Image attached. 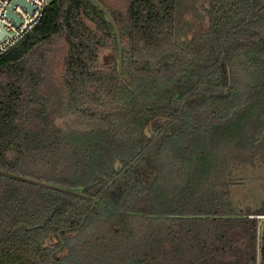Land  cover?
<instances>
[{"label":"trees","instance_id":"16d2710c","mask_svg":"<svg viewBox=\"0 0 264 264\" xmlns=\"http://www.w3.org/2000/svg\"><path fill=\"white\" fill-rule=\"evenodd\" d=\"M96 1L119 74L85 0L0 55V171L46 185L0 175V264H264L224 181L264 161V0H203L183 42L176 0Z\"/></svg>","mask_w":264,"mask_h":264},{"label":"rangeland","instance_id":"374dc122","mask_svg":"<svg viewBox=\"0 0 264 264\" xmlns=\"http://www.w3.org/2000/svg\"><path fill=\"white\" fill-rule=\"evenodd\" d=\"M204 7L203 0H176L174 18L177 41L187 40L192 32L205 26ZM224 181L229 185V199L236 214L246 209H258L264 204V161H261V158H256L253 166L245 164L230 166L225 171ZM88 236L86 233L82 237ZM48 242L52 243L53 240L49 238ZM74 242L77 240L69 241L70 244Z\"/></svg>","mask_w":264,"mask_h":264},{"label":"built area","instance_id":"2783aa9c","mask_svg":"<svg viewBox=\"0 0 264 264\" xmlns=\"http://www.w3.org/2000/svg\"><path fill=\"white\" fill-rule=\"evenodd\" d=\"M49 2L50 0H0V55L35 27ZM261 218L264 219V216Z\"/></svg>","mask_w":264,"mask_h":264},{"label":"water","instance_id":"95a60500","mask_svg":"<svg viewBox=\"0 0 264 264\" xmlns=\"http://www.w3.org/2000/svg\"><path fill=\"white\" fill-rule=\"evenodd\" d=\"M85 1L91 3L93 6H95L104 15L106 21L108 22V24L110 25V27L113 31L115 41H116V46H117V73L119 74L120 73L121 52H120V42H119L117 30H116L111 18L109 17L108 13L104 10V8L96 0H85ZM9 16L12 17L10 14H9ZM174 97H176V96H174ZM151 123H152V121H149L143 125L142 132H143V134H145V136L149 135L148 132L150 131ZM118 164L119 163L117 161H114V164H113L114 168H116V166H119ZM0 175H4V176L10 177V178H14V179H17V180H20L23 182H27L30 184L38 185V186H46L45 184H42V183H39L36 181H32V180H29L26 178L18 177V176L12 175V174H7V173H4L2 171H0Z\"/></svg>","mask_w":264,"mask_h":264},{"label":"crops","instance_id":"0c3cea01","mask_svg":"<svg viewBox=\"0 0 264 264\" xmlns=\"http://www.w3.org/2000/svg\"><path fill=\"white\" fill-rule=\"evenodd\" d=\"M258 209H259V208H258ZM258 209H252V210H250V209H246V210H247V211H256V210H258ZM246 210H245V211H246ZM261 217H263V216L255 217V219H257V222H258V224H257V226H258L257 234H260V228H261L262 222L264 221V219H262ZM249 218H252V216H249ZM255 249H256V254H257V256H258V248H257V245H256Z\"/></svg>","mask_w":264,"mask_h":264},{"label":"flooded vegetation","instance_id":"af4514ba","mask_svg":"<svg viewBox=\"0 0 264 264\" xmlns=\"http://www.w3.org/2000/svg\"><path fill=\"white\" fill-rule=\"evenodd\" d=\"M150 131H151V127H150Z\"/></svg>","mask_w":264,"mask_h":264}]
</instances>
